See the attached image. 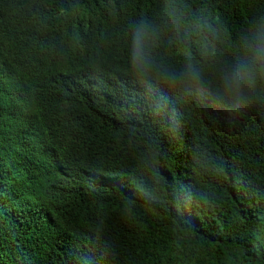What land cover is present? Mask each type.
I'll return each mask as SVG.
<instances>
[{
    "label": "trees",
    "instance_id": "16d2710c",
    "mask_svg": "<svg viewBox=\"0 0 264 264\" xmlns=\"http://www.w3.org/2000/svg\"><path fill=\"white\" fill-rule=\"evenodd\" d=\"M87 1L0 0V264H264V73L223 65L264 0H118L105 59Z\"/></svg>",
    "mask_w": 264,
    "mask_h": 264
},
{
    "label": "clouds",
    "instance_id": "9594fccd",
    "mask_svg": "<svg viewBox=\"0 0 264 264\" xmlns=\"http://www.w3.org/2000/svg\"><path fill=\"white\" fill-rule=\"evenodd\" d=\"M148 1H143L142 6ZM141 6V7H142ZM133 17L132 21L136 22ZM123 17L118 13V0H112L104 3L101 0H88L81 10L74 12V18L65 15L64 26L66 32L76 29L77 38L80 39L82 46L79 47L80 53H89L105 59L110 50L111 44H116L120 37ZM254 44L246 45L247 51L228 53L227 61L223 65H244L248 71L244 73L233 72L231 76L224 77L225 87L229 92L239 94L242 84L247 81L253 83V74L255 72L264 73V39L254 37ZM54 51V50H53ZM63 57L66 58V53ZM248 56H244V55ZM192 56V47L179 55L166 56L164 61L171 60L173 68H167L166 72L187 79L193 86L199 85L201 75V64L188 68L184 64L185 58ZM72 60V58H70ZM221 64V63H220ZM256 66V67H254Z\"/></svg>",
    "mask_w": 264,
    "mask_h": 264
}]
</instances>
